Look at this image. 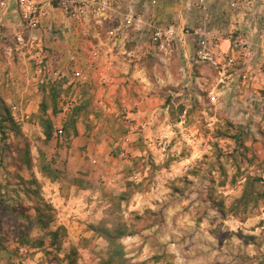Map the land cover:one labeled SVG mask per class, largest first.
I'll use <instances>...</instances> for the list:
<instances>
[{
	"label": "rangeland",
	"instance_id": "374dc122",
	"mask_svg": "<svg viewBox=\"0 0 264 264\" xmlns=\"http://www.w3.org/2000/svg\"><path fill=\"white\" fill-rule=\"evenodd\" d=\"M9 4L0 2V17ZM129 7L135 20L97 60L103 81L91 51L87 67L51 54L45 39L69 41L59 30L43 34L39 24L17 34L15 20L0 21V123L10 114L20 127H0V264H100L108 242L94 227L127 191L116 213L133 233L122 239L132 261L264 264V197L238 202L247 177L264 178V0H135ZM110 22H86L84 40L109 39ZM158 28L162 43L153 41ZM203 39L222 63L234 58L225 74L198 57ZM77 71L87 77L75 78ZM53 82L60 112L48 100L55 140L42 147L65 171L60 181L37 166L41 87L49 91ZM78 108L91 140L64 128L58 135ZM26 147L31 164L20 160ZM129 181L142 182L141 191ZM38 208L52 215L47 229L38 225ZM25 224L44 246L18 241ZM59 226L67 233L54 241Z\"/></svg>",
	"mask_w": 264,
	"mask_h": 264
},
{
	"label": "trees",
	"instance_id": "16d2710c",
	"mask_svg": "<svg viewBox=\"0 0 264 264\" xmlns=\"http://www.w3.org/2000/svg\"><path fill=\"white\" fill-rule=\"evenodd\" d=\"M57 83L53 82L50 90L47 91L46 86H42L41 90L44 92V96L42 98V102L40 103V113L38 115V121L40 123V126L43 129L44 138L41 140V145L38 146V169L39 172L51 179L52 181H60L65 176V171L59 167L56 166V159L49 158L46 151L43 149L42 145H49L54 137V133L56 130L55 123L52 119V117L49 114V103L48 100L53 101L52 111L54 113L60 112V107H58L57 98L59 97L60 93L56 89ZM48 94H50V97H48ZM79 109H76V111L71 115L69 120L65 122V125L63 126L64 130L68 134V136H71L73 138L78 134L76 124L81 118V115L79 114ZM185 110L184 105H180V113H183ZM1 123L0 127L2 130L6 128H10L12 131L19 133L20 127L17 122H15L10 114L4 115L1 117ZM69 127H72L73 131H69ZM125 133L128 132V129H125ZM5 134V133H3ZM240 137H237V140H239ZM20 160L21 163H32L34 160V157L32 156V153L29 149V147H26L22 149V153L20 154ZM76 185H82L83 181L79 178H75ZM248 182L245 185L243 194L241 198L238 200V202L242 203L243 205H248L253 199H255V202L261 198L264 197V192L255 193L254 187L257 183H262L264 185V178L263 177H247ZM128 185L130 188L134 187L136 191H141V188L143 186L142 182H133L129 181ZM131 191H127V193L119 196H114L113 199L116 201L118 205H115L113 203V207L109 209L108 214L102 218L100 221L99 226H95L94 228L96 230H100L102 236L107 240L108 242V250L106 255H103L101 257L100 264H143V263H137L132 261L128 256L125 249V245L122 242V239L125 236H128L130 234H133L131 229L129 228V225L123 221L122 217L118 215L116 212L121 210V201L122 200H128L130 197ZM257 194V195H256ZM119 201V202H117ZM4 203V198L1 196V189H0V213L2 212L3 208L1 207ZM255 203V204H256ZM9 208L6 207V210ZM38 210H40L38 208ZM116 213V214H115ZM115 214V215H114ZM39 226L42 229H47L51 221L53 220L52 215L48 213H43L40 210L39 213ZM112 223V224H110ZM32 228V225L25 224L23 229H20L17 232L18 241L27 246V247H42L45 245V238L43 237H33L29 235V232ZM94 229V230H95ZM64 231L63 233H67V229L64 226H59L56 230L51 231V236L54 241H57L60 232ZM161 264H173L172 262H163Z\"/></svg>",
	"mask_w": 264,
	"mask_h": 264
},
{
	"label": "crops",
	"instance_id": "0c3cea01",
	"mask_svg": "<svg viewBox=\"0 0 264 264\" xmlns=\"http://www.w3.org/2000/svg\"><path fill=\"white\" fill-rule=\"evenodd\" d=\"M8 1L10 3L9 7L5 9V12H2L3 15L0 17V21L6 17L10 18V19H6L8 20L7 21L8 23H10V20H15V23H12V26L14 27L15 25H17V27H14V31H16L17 34H19L22 31V29L29 27V25H27V23H25L22 20V13H21L22 9H21V5L19 4V1L18 0H8ZM33 1L35 2L38 9V20L41 27L40 32H42L43 34L44 31L46 33H49L48 29L52 28L54 31L59 30L65 38L69 39V41H65V40L61 41L60 39L58 40L45 39V41L48 42L47 46L51 47V50H49L51 54L54 55V53L57 54H60V52L62 53L64 65L71 62V60H75V62H79L87 67L89 64L88 53L94 47H102L103 49L112 51L117 46L113 44L110 38L107 40L101 39V41L98 44H93L89 41H86L87 39L84 40V37L82 35L84 30H82V26L85 25V23L84 24L77 23L75 21L70 20L65 15H63V13L57 7V0H33ZM133 2H135V0H116V6L111 13V20H110L111 21L110 23L113 26L115 24H119L122 22L121 20L124 18L127 9L129 8V6L133 5ZM30 31L33 30L30 29ZM40 34L37 33L38 36H40ZM58 34L60 33L58 32ZM85 41L86 43H84ZM113 55L118 56L116 50L114 51ZM102 62H98V61L94 62L95 66L99 67V69H93V73L96 76V79H98L99 81H103L105 77V73L102 70V67H104L105 64H103ZM92 65L93 64L90 63V66ZM137 67H139V65ZM123 79L124 78H121V80ZM37 109H35L34 111H37ZM81 119L82 116L76 124L78 134L74 137L77 140H81L82 138H88L89 140H91L88 134L86 133L87 124L84 122V120ZM54 140L55 137H53L51 143H53Z\"/></svg>",
	"mask_w": 264,
	"mask_h": 264
},
{
	"label": "built area",
	"instance_id": "2783aa9c",
	"mask_svg": "<svg viewBox=\"0 0 264 264\" xmlns=\"http://www.w3.org/2000/svg\"><path fill=\"white\" fill-rule=\"evenodd\" d=\"M0 2L3 5L6 4V0H0ZM19 3L22 8L23 21L28 23V25L33 28L38 27V9L35 2L33 0H19ZM115 6L116 0H57V7L60 9L63 15L80 24H84L92 20L100 24L104 23L105 21H110L111 13ZM135 14L134 8L129 7L128 11L125 13V19L116 26H113L108 31L109 38L113 41L114 45H117V41L123 38L122 35L131 25V22L135 20ZM163 35L164 34L162 30L158 28L153 33V41L155 43H162ZM18 41L21 45L26 44L23 36H19ZM102 50V47H94L91 50L90 56L94 62L102 57ZM131 54L132 53H129V55ZM198 57L203 61L208 62L215 68H221V74H225L227 67L232 65L234 62V58L230 57L229 59H226L225 63H222V58H220L216 51L211 48L206 39L201 40L199 43ZM42 70L49 71V75L51 74L47 64L42 66ZM74 77L86 78L87 76L77 71L74 73ZM58 135L62 137L63 127L58 128Z\"/></svg>",
	"mask_w": 264,
	"mask_h": 264
}]
</instances>
